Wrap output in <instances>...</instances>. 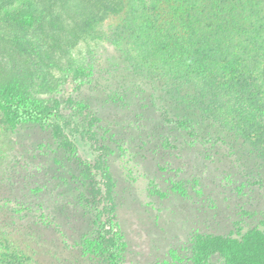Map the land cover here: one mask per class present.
<instances>
[{
	"label": "rangeland",
	"instance_id": "obj_1",
	"mask_svg": "<svg viewBox=\"0 0 264 264\" xmlns=\"http://www.w3.org/2000/svg\"><path fill=\"white\" fill-rule=\"evenodd\" d=\"M23 6L0 21L20 23ZM161 6L166 18H185L179 31L162 19L142 35L130 27V17H161ZM118 9L99 23V39L67 53L55 31L33 35L30 54L0 39V81L21 77V94L58 115L21 126L0 104V231L40 264H189L197 233L232 228L253 206L264 210V123L242 134L240 124H226L222 104L231 97L234 109H264V0H120ZM212 43L214 57L225 56L205 70ZM237 82L249 89L235 95ZM71 179L82 206L98 212L76 216L69 226L78 234L67 228L76 250L56 260L45 239ZM117 225L123 258L106 244Z\"/></svg>",
	"mask_w": 264,
	"mask_h": 264
},
{
	"label": "trees",
	"instance_id": "obj_2",
	"mask_svg": "<svg viewBox=\"0 0 264 264\" xmlns=\"http://www.w3.org/2000/svg\"><path fill=\"white\" fill-rule=\"evenodd\" d=\"M16 2H21L26 11H17L18 18L21 21L20 23L17 22V20L0 21V39L7 38L12 42L11 44L15 45V49L17 48L20 52L30 54L29 49L26 47L28 46V48H30L32 46L31 41L33 35L36 34L38 37V35L41 36L42 34V37H44L43 33L46 31H55V39L60 38V41L62 37L64 39V41H62V45L64 46L61 49L63 54L67 53V50L74 48L76 45H83L90 40L99 39V23L109 18L113 13H118L120 0H0V17L6 16ZM172 7L173 5L169 8ZM158 10L160 13L155 16H159L160 14L161 17H153V19H149L147 23H137L133 17H130V27L132 28L131 25L135 23L133 27L135 28L138 26V33L142 35L145 31L150 29L156 31V24L162 19L167 25L172 26L176 32L179 31L178 29L182 26V22L185 18L179 16L173 19L166 18V9L164 6H161ZM169 12L171 13V9ZM46 19H48V23H46ZM210 23V21H206L204 25L211 28ZM215 30L217 32V29ZM221 33L223 32L219 31V34ZM137 39H139V36ZM212 44V51L204 56L202 60V63L205 64V70L207 64L208 67L211 64H216V61L219 58L223 60L225 56L220 53V55L214 57L219 47L217 46L214 48L217 44ZM212 58H214L212 61H208ZM211 67L212 66H210V68ZM215 76H217V78L215 77L212 82L207 83L209 87L214 88V86H218L219 75L217 74ZM261 77V83L264 86V66L261 71ZM248 86L250 85H244L243 82H237L235 83V89H232L231 91H234L235 95L239 92L243 93L242 91L249 89ZM24 88V82L19 76L11 79L9 82L5 80L0 81V104L5 106L9 120L22 126L26 123L49 122L58 118V115L54 111L46 110L47 108L41 100L25 98L24 95L21 94V91L24 90ZM209 94L210 96L208 97L212 98L214 96L211 95V93ZM228 98L229 99L222 102V104H224L225 116L227 115L224 117L227 122L226 124H240L239 128H242V134H252V129L255 124H261V122L264 123V109H251V106L250 109H243L242 105L234 109L235 103L232 102L231 97ZM211 101L213 100L211 99ZM211 111L212 109L208 115L215 120V116ZM261 117H263V121H261ZM181 147L182 146H180L179 149ZM73 179L71 180L73 181ZM181 181L187 182L190 180L180 179V182ZM171 182L174 185L179 183L177 179L173 181L171 180ZM171 190L172 193L184 197L182 192L179 193L178 190ZM68 195L70 197L66 198V200H68L66 207L60 208L58 210V215H56L54 221H52L54 222V226L52 227L55 232L54 235L45 239V241L50 244L48 247L50 250L48 251L50 252V256L53 253L56 260H58L60 253L69 250H76V239L72 238L69 229H67L70 227L71 230L72 227L74 234H78L80 230L76 226H69L74 223L75 219H77L76 216L80 212L85 214L90 213L91 218L92 213L94 215V213L98 212V210L91 208L90 212L88 211L90 209H86L85 206H82L83 202L81 200L80 192L76 187V182L73 181L70 183ZM115 203L114 200H110V208H113ZM256 208L257 207L253 206L252 209L249 210L250 212L246 211L248 219L233 223L232 228L231 226L229 227V224L222 225L221 227H219L218 224L215 228L207 232L197 233V235L192 237L193 240L189 242L188 263L264 264V231H262V228H264V210H256ZM38 212L42 214L48 212V210L45 207H40L38 208ZM99 215L100 214H97V216ZM252 216H254L253 218H255V220L251 218V221L249 219ZM58 219L60 220L58 221ZM77 220L79 221V219ZM94 226L96 225L91 224L86 227L85 230L91 232L90 228ZM44 227L49 229V225H44ZM113 229L114 232L112 233V237L114 240L111 239L106 244H111L112 250H115L119 255L122 254V251H119L123 247L125 248L126 244L123 240L122 231L119 229V226L117 225ZM222 230H225L226 233H223ZM33 231H36V229H33ZM193 235L194 234H192V236ZM94 239L95 240L92 244H95L96 240H98L96 237H94ZM14 241L15 240H13L9 234L0 231V253L4 255L3 258H0V264H2V262L5 264H40V261L37 263V258L34 257L32 251L29 249L30 247L25 250L21 248L19 249V245H16V242ZM81 243L84 246L87 243V240L84 239ZM124 255L125 254H122V258ZM113 261L115 260L112 259V262ZM121 262L122 260L120 261V264ZM65 264H69L68 261H66ZM112 264L115 263L113 262Z\"/></svg>",
	"mask_w": 264,
	"mask_h": 264
}]
</instances>
